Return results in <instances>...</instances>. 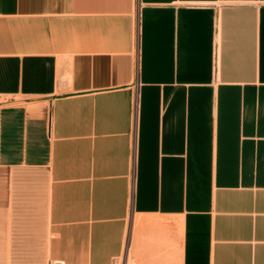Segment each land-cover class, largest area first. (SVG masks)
Instances as JSON below:
<instances>
[{
  "label": "crops",
  "instance_id": "crops-1",
  "mask_svg": "<svg viewBox=\"0 0 264 264\" xmlns=\"http://www.w3.org/2000/svg\"><path fill=\"white\" fill-rule=\"evenodd\" d=\"M0 264H264V0H0Z\"/></svg>",
  "mask_w": 264,
  "mask_h": 264
},
{
  "label": "rangeland",
  "instance_id": "rangeland-1",
  "mask_svg": "<svg viewBox=\"0 0 264 264\" xmlns=\"http://www.w3.org/2000/svg\"><path fill=\"white\" fill-rule=\"evenodd\" d=\"M127 264H133V263H131V261H129Z\"/></svg>",
  "mask_w": 264,
  "mask_h": 264
},
{
  "label": "built area",
  "instance_id": "built-area-1",
  "mask_svg": "<svg viewBox=\"0 0 264 264\" xmlns=\"http://www.w3.org/2000/svg\"><path fill=\"white\" fill-rule=\"evenodd\" d=\"M0 104H1V99H0Z\"/></svg>",
  "mask_w": 264,
  "mask_h": 264
}]
</instances>
